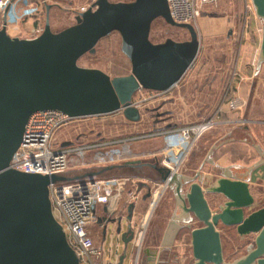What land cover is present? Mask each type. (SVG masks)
Returning <instances> with one entry per match:
<instances>
[{"label":"water","instance_id":"obj_1","mask_svg":"<svg viewBox=\"0 0 264 264\" xmlns=\"http://www.w3.org/2000/svg\"><path fill=\"white\" fill-rule=\"evenodd\" d=\"M251 1L263 22L259 68L264 64V0ZM52 7L53 4L46 3L45 27L36 38L11 36L7 30L9 6L3 13L0 28V264H81L54 215L50 185L129 176L144 177L152 183L168 182L174 190L183 216L180 221L172 218L168 223L162 241L164 251L172 250L180 234L184 237L189 234L192 264H264V205H257L247 180L223 175L209 182L210 178L201 171L194 176L172 173L159 159H131L51 175L27 173L10 166L34 112L57 109L79 118L120 111L127 120L139 122L143 110L135 104V94L141 90L167 92L173 89L197 61L198 31L194 25L178 23L172 18L168 0H95L86 11L76 15L75 23L61 30H54L51 25ZM206 15L219 16L217 13ZM158 18L187 30L189 39L180 41L168 37L163 42H154L151 29ZM114 31L121 35L122 51L131 62V72L111 76L100 68L80 65L79 60L87 53H95L98 42ZM165 103L144 108V111H158ZM167 114L171 116L172 111H159L155 116ZM158 121L160 119L155 123ZM176 125L169 123L156 130ZM68 144V141L64 143ZM144 168L150 169L149 173L138 172ZM140 187L148 189L143 200L149 199L151 185L142 182ZM207 194L212 195L213 205ZM134 209L135 203L131 202L126 215L111 212L106 205L102 210L93 211L102 228V241H106L112 231L122 243L119 264L132 252ZM221 225L235 230L247 245L246 253L233 261H227L224 256ZM143 255L147 256L149 264L156 261L155 251L141 250L140 264H144ZM182 255V259L189 257Z\"/></svg>","mask_w":264,"mask_h":264},{"label":"crops","instance_id":"obj_2","mask_svg":"<svg viewBox=\"0 0 264 264\" xmlns=\"http://www.w3.org/2000/svg\"><path fill=\"white\" fill-rule=\"evenodd\" d=\"M252 21L251 24L252 27H254H251L250 31L255 30L254 34L256 35V38L254 39V42L258 45V47H256L255 54L257 62L262 41V32L260 31L259 26H257L256 21ZM45 22L46 17L44 19V24ZM38 23L39 21L29 17L24 19L17 26H9L8 33L11 36L26 38L30 36L31 30ZM40 23L42 22L40 21ZM237 23L238 21L235 19V27L237 26ZM248 23L249 21L246 20V28L248 27ZM72 24L73 22H70V20L67 18H56L53 15L51 17V25L54 30H61ZM225 25L226 22L224 21L223 17L220 15H206V12H204L198 20V26L204 33H221L224 31ZM235 29L232 36V43L236 38L235 36L237 33V28ZM242 47L243 46H241L238 59L235 62H232L231 57L233 50L231 44L230 49L227 50L226 54L221 58L222 67L219 70L218 76L214 77L211 82H206V62L197 64L196 62L198 61H196L184 78L180 81V83L173 89L167 92L153 93V97L146 95L149 94V92L146 90L140 91L143 95L142 99L140 101L134 100V102L143 110L142 119L139 122H131L126 120L129 125L124 130L130 129L136 130V132L146 133H142L143 135L140 134L137 136H129L123 140L127 143H131L130 141L141 139L142 137L156 136L155 138H159L165 146L164 135H162V133H159L158 135L156 133L153 134L155 131L161 132L165 130H156V128H161L169 123H176L177 125L175 127H180L203 120L208 117L207 112L212 111L217 105V108H222L224 110L223 117L226 120L233 122L219 125L208 131L202 137L203 141L199 142L198 146L194 149L190 160H188L189 162H187L184 170L181 173L194 176L199 171V168L206 163V170H204V173L206 177L210 178L209 182H215L217 177L223 175L247 180L250 183L251 191L256 198L257 205L262 206L264 205V157L262 155L264 154V146L260 143H256L253 139H255V136L258 135V132L255 131L256 129L254 125H259V127H256L258 131L261 127H264V97L259 95L260 83H257L256 85L255 81L259 70L257 63L254 68L250 67L249 65L255 64L254 61L253 63L243 62V64L240 65ZM232 68L233 70L230 78L229 75ZM229 78L230 81L227 82ZM226 85H230L229 87H231V93L228 90H225ZM224 90L226 91L225 100H227L228 97L234 95L239 97L245 103L244 106L239 110L232 111L228 108L225 100L222 104L218 105L221 94ZM252 90L253 92L255 91V95L251 93ZM144 92L147 93L144 94ZM156 101L157 104L160 105L166 102L162 106L161 111H172L169 119L166 120L164 118L165 120H163L162 118V121L155 123L153 116L154 111H144V108L155 107V105L150 104H155ZM150 132H152V134ZM243 134L251 136V140L254 142H249L246 137H243ZM101 139H103V137ZM108 141L114 143L121 142L119 139H111ZM125 145L128 144H123L124 153L122 154L126 156L124 157L126 159L121 160L120 163L137 158L132 157L133 155L131 156V154L130 156L127 154V151L131 148V146L129 147L128 145L125 147ZM249 145H252V147L256 149V155L252 156L240 153V151L247 150L246 146ZM93 154L96 153L93 152ZM82 167L86 166H80L79 168ZM149 171L150 169L144 168L138 172L144 174L149 173ZM129 177L133 181L135 180L134 183L125 184L117 205L114 208L111 207L110 210L111 212L115 210L119 214L126 215L129 204L134 202L135 222L145 216L150 209L151 199L149 198L147 200H143L147 190L145 187H140V183H149V180L144 177ZM207 198L213 205L212 195L207 194ZM103 207L104 206H100L99 210H102ZM151 211L152 212L149 216L147 233L142 250L146 251L147 249H150L155 251L156 256H154V259H156V261H154L152 264H177L179 260V264H192L194 258L192 257V244L189 234L185 236L186 239L184 236H182V234H180L171 251H164L162 248V241L168 223L172 218H176L178 221H180L182 220L183 216L180 212V209L177 207L175 193L171 187H169L164 192L156 206ZM95 225L96 221H92V223L89 225V230L95 241L97 243H102V238H97L93 233ZM219 229L222 233L225 258L227 259L228 255L232 256L238 252H241V243H243V240L235 232V230L233 231L232 228L225 227L224 225L219 226ZM246 249L247 247L245 248L244 253L241 252L233 260L245 254ZM160 252L161 255H159ZM182 254H188L189 257L182 259ZM177 258L179 259L178 261ZM142 261L144 264L150 263L147 261L146 255H143ZM129 263L130 260L125 261V264Z\"/></svg>","mask_w":264,"mask_h":264},{"label":"built area","instance_id":"obj_3","mask_svg":"<svg viewBox=\"0 0 264 264\" xmlns=\"http://www.w3.org/2000/svg\"><path fill=\"white\" fill-rule=\"evenodd\" d=\"M223 1L168 0L172 18L178 23L192 24L198 31L200 45L197 60L214 52L226 53L231 47L236 17L231 14L233 12L230 6L225 7L220 15L226 22L224 31L221 33H204L198 26L204 7H218ZM46 3L48 0H0L2 16L6 7L9 6L7 30L9 26H17L25 18L33 17L39 23L26 38L39 36L45 27ZM93 3L73 9L74 18L78 13L86 11ZM244 104L234 95L227 99L228 108L232 111L241 109ZM223 112L222 108H218L212 116L203 120L158 131L157 135L159 133L164 135L166 146L163 155L159 158L161 164L169 167L172 173H181L193 147L208 131L219 125L233 122L226 120ZM79 118L57 109L39 110L31 114L25 126L22 142L14 153L10 166L27 173L63 174L79 168L74 163L77 157L85 156L89 152L102 153L103 150L115 146L116 143L102 139L96 140L95 143L83 142L80 137L75 140L66 138L59 140L57 138L59 132ZM67 141L70 144L64 145ZM111 152L107 156L100 155L98 158L112 159L115 155ZM129 180H131L130 177H108L96 178L94 181L80 180L50 185L54 215L62 225L67 240L81 264H119L122 249L120 242L115 251L111 250L108 254L104 249L106 241L97 243L89 230V225L92 221H96L93 213L95 208L99 210L100 206L106 205L110 210L117 205L121 192ZM168 188V182L154 183L151 189L149 211L141 219L133 222L135 232L130 242L132 252L125 260H130L129 264H140V252L144 246L151 210Z\"/></svg>","mask_w":264,"mask_h":264},{"label":"rangeland","instance_id":"obj_4","mask_svg":"<svg viewBox=\"0 0 264 264\" xmlns=\"http://www.w3.org/2000/svg\"><path fill=\"white\" fill-rule=\"evenodd\" d=\"M95 0H48V3L53 4V7L51 9L50 16L52 15L56 18H67L70 20V22L75 23L74 18V11L76 7H81L84 5H90ZM112 1H131V0H112ZM230 6L232 8V15H235L236 20L238 21L237 26V33L236 38L232 43V62H235L238 59V56L240 54V49L242 47V54L240 57V65L244 63H254L255 64H249L250 67H255L256 65V47L258 45L254 42V39L256 38V35L254 34L255 30L250 31L252 24L251 21L255 20L257 23V26H259L260 31L262 32V20L259 19L256 15L255 8L252 4L251 0H224L220 3L218 7H204V12L206 13H217L221 15L223 11L225 10V7ZM46 9V8H45ZM202 16V15H201ZM200 16V17H201ZM29 18V17H27ZM25 18V19H27ZM33 18V17H32ZM35 19V18H33ZM246 20L249 21L248 27L246 28ZM253 22V21H252ZM254 23V24H256ZM3 24V16L0 13V28ZM253 24V25H254ZM254 27V26H253ZM252 27V28H253ZM236 30V29H235ZM258 33V32H257ZM260 35V32H259ZM168 37H172L176 40H187L189 39L190 35L187 30L173 26L168 24L164 19L158 18L153 22L152 29H151V39L154 42H163ZM226 53L222 52H214L211 54H206V56L198 58V63L206 62V82H211L214 77L218 76L219 70L222 67L221 66V58ZM80 65L87 66V67H96L101 68L111 76H118V75H126L131 72V62L129 58L123 53L122 51V38L119 32L114 31L108 36L102 38L97 46H96V52L95 53H87L85 54L80 60ZM235 64V63H233ZM233 68L230 71V78ZM230 78L227 80V82L230 81ZM256 85L257 83H260V89H259V95L264 97V64H262L259 67L258 75L255 78ZM233 85V84H232ZM230 85L225 86V90L231 91ZM223 91L220 97V101L218 105L222 104L225 100V93L226 91ZM143 91V90H141ZM145 91V90H144ZM149 92V95L153 97V93H157L158 91H151L146 90ZM151 92V93H150ZM142 92H137L134 96V100L140 101L143 97L141 94ZM147 92H144V94ZM228 93V92H227ZM253 95H255V91L251 92ZM225 103L227 104V100H225ZM155 107H158L160 104H157V101L155 104ZM154 108V107H153ZM218 110L217 105L214 107L212 111L207 112V116L213 115ZM161 111V108L158 111H154V120L160 119L162 121V118L167 120L170 118V115L167 114L166 116L162 117H156L155 114L157 112ZM162 112V111H161ZM127 119L124 118V115L122 112H115L111 114L106 115H97V116H87V117H81L77 119L73 124L65 127L62 129L61 132H59L57 138L59 140L62 139H68V140H75L78 137L82 138L81 140L83 142L87 143H95L96 140H99L103 137L102 140H111V139H119L121 142L116 143L115 146L103 150L102 153H96L93 154V152H89L85 156L77 157L74 160V163L80 167V166H86L82 168H88L98 165H108V164H115L120 163L121 160L126 159L124 153V146L123 144H128L131 148L127 151V154H131L132 157H137L136 159H159L161 158V155H163L166 146L162 143V141L159 138L155 137H142L141 139L132 140L131 143H127L123 139L129 136H137V135H143L142 133L146 132H136V130H124L129 124L126 122ZM154 121V122H155ZM239 124V123H236ZM255 131L258 132L255 136V142L260 143L264 146V127H261L259 131L256 127H259V125L255 124ZM158 131L153 132L157 133ZM260 132V133H259ZM148 133V132H147ZM152 134V132H150ZM85 136V137H83ZM243 137H246L249 142H254L251 140V136H247L246 134H243ZM203 138H201L197 144L193 147L192 151L190 152L189 156L187 157L181 172L184 170V167L186 166L188 160H190V157L192 156V153L194 149L198 146L199 142H202ZM123 143V144H122ZM128 145H125L128 146ZM247 150L240 151V153H244L246 155H256L257 151L252 145L246 146ZM112 151V152H111ZM113 153V158H98V156H107L108 153ZM130 152V153H128ZM134 153V154H132ZM93 154V155H92ZM77 168V169H82ZM204 170H206V163L203 164L202 167L199 168V171L202 172V174L205 175ZM135 181V180H134ZM134 181L131 179L127 182L134 183ZM149 184L152 185L154 183L149 181ZM198 225V224H196ZM195 225V226H196ZM234 231V230H233ZM118 238L114 237L112 235V231L109 232L107 240L104 245L105 251L109 254L111 250L115 251L116 246L118 244ZM120 246L122 248V243H120ZM244 243H241V252L244 253L245 248ZM241 252L236 253L235 255L229 256L226 259L227 261H233L238 254Z\"/></svg>","mask_w":264,"mask_h":264},{"label":"flooded vegetation","instance_id":"obj_5","mask_svg":"<svg viewBox=\"0 0 264 264\" xmlns=\"http://www.w3.org/2000/svg\"><path fill=\"white\" fill-rule=\"evenodd\" d=\"M146 190L148 191L147 188H146ZM93 233L95 234V236L97 238H102V228L99 226V224H97V222H96L95 228L93 230Z\"/></svg>","mask_w":264,"mask_h":264}]
</instances>
